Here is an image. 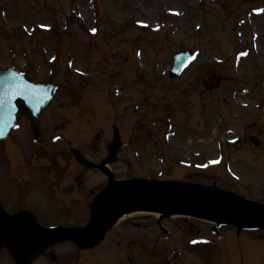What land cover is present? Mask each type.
Wrapping results in <instances>:
<instances>
[{
	"label": "rangeland",
	"instance_id": "rangeland-1",
	"mask_svg": "<svg viewBox=\"0 0 264 264\" xmlns=\"http://www.w3.org/2000/svg\"><path fill=\"white\" fill-rule=\"evenodd\" d=\"M183 49L194 59L170 77L171 54ZM7 67L55 92L40 143L25 118L0 143L3 221L84 232L100 198L133 181L215 182L216 191L264 205V0H0ZM235 229L134 212L102 232L90 263L121 264L118 238L146 245L164 231L174 243H156V255L202 235L211 249L202 264H264V240L255 238L264 228ZM61 239L36 244L44 259L34 264H90L86 250ZM17 244L0 234V264H20ZM128 245L138 255L132 264H152L144 246ZM176 254L168 264H201L189 250Z\"/></svg>",
	"mask_w": 264,
	"mask_h": 264
},
{
	"label": "water",
	"instance_id": "water-1",
	"mask_svg": "<svg viewBox=\"0 0 264 264\" xmlns=\"http://www.w3.org/2000/svg\"><path fill=\"white\" fill-rule=\"evenodd\" d=\"M188 54H177L172 75L187 62ZM25 86L20 95L7 100L5 89L9 92L18 86ZM53 86L37 84L26 79L12 69L0 71V141L8 137L17 123L20 114L30 121L35 135L39 136V116L51 99ZM127 209L147 210L154 212L191 215L220 223L238 224L246 228L264 225V209L254 208L237 202L219 198L186 196L157 189L115 190L103 198L96 206V220L92 228L85 234L74 233L70 229L58 228L50 230H17L0 225V231L14 238L25 240H43L52 236H63L84 241L92 238L106 227L117 213Z\"/></svg>",
	"mask_w": 264,
	"mask_h": 264
},
{
	"label": "bare ground",
	"instance_id": "bare-ground-1",
	"mask_svg": "<svg viewBox=\"0 0 264 264\" xmlns=\"http://www.w3.org/2000/svg\"><path fill=\"white\" fill-rule=\"evenodd\" d=\"M206 110L208 111L207 107H206ZM202 141V140H200ZM137 210H131V209H128V210H123V211H120L119 213H117L114 217H112V222L111 224H114L116 223L118 220L122 219V217L124 216H127L128 214H131V213H134L136 212ZM158 216L160 215V212L156 213ZM13 226L15 227H22V224H13Z\"/></svg>",
	"mask_w": 264,
	"mask_h": 264
},
{
	"label": "snow or ice",
	"instance_id": "snow-or-ice-1",
	"mask_svg": "<svg viewBox=\"0 0 264 264\" xmlns=\"http://www.w3.org/2000/svg\"><path fill=\"white\" fill-rule=\"evenodd\" d=\"M91 31L95 32V29L93 28V29H91ZM24 87L25 86H23V85L22 86H18L14 90H11L10 92H9L8 89H5V96L7 97V100L4 101V102L10 101L12 96L20 95L21 92L23 91Z\"/></svg>",
	"mask_w": 264,
	"mask_h": 264
},
{
	"label": "trees",
	"instance_id": "trees-1",
	"mask_svg": "<svg viewBox=\"0 0 264 264\" xmlns=\"http://www.w3.org/2000/svg\"><path fill=\"white\" fill-rule=\"evenodd\" d=\"M178 189H179V190H184V188H183V187H179ZM184 191H185V190H184Z\"/></svg>",
	"mask_w": 264,
	"mask_h": 264
}]
</instances>
